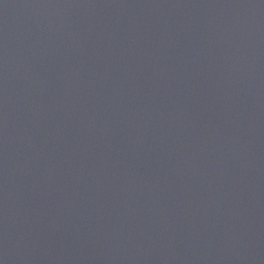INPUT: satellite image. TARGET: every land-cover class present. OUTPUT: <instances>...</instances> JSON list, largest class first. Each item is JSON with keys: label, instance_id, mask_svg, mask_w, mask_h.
I'll list each match as a JSON object with an SVG mask.
<instances>
[{"label": "water", "instance_id": "water-1", "mask_svg": "<svg viewBox=\"0 0 264 264\" xmlns=\"http://www.w3.org/2000/svg\"><path fill=\"white\" fill-rule=\"evenodd\" d=\"M0 264H264V0H0Z\"/></svg>", "mask_w": 264, "mask_h": 264}]
</instances>
